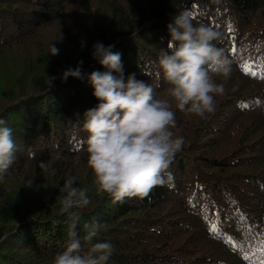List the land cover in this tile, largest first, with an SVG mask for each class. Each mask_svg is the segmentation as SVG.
<instances>
[{"label": "trees", "instance_id": "obj_1", "mask_svg": "<svg viewBox=\"0 0 264 264\" xmlns=\"http://www.w3.org/2000/svg\"><path fill=\"white\" fill-rule=\"evenodd\" d=\"M184 9L195 25L220 33L214 43L231 61L230 76L216 78L225 92L204 119L173 107L172 131L185 143L167 170L171 179L143 199L114 204L95 196L86 167L83 114L99 103L88 77L106 71L92 58L93 45H114L125 79L135 73L163 97L160 49L170 39L167 25ZM51 45L58 55L49 54ZM80 61L82 77L62 82ZM262 62L264 0H0V118L17 147L0 182V264H52L64 250L67 217L59 214L58 196L69 177L92 198L76 230L83 236L85 223L104 226L93 242L114 245L108 264H258ZM245 63L255 75L243 70ZM48 77L56 78L50 87Z\"/></svg>", "mask_w": 264, "mask_h": 264}, {"label": "clouds", "instance_id": "obj_2", "mask_svg": "<svg viewBox=\"0 0 264 264\" xmlns=\"http://www.w3.org/2000/svg\"><path fill=\"white\" fill-rule=\"evenodd\" d=\"M193 19L192 11L184 9L167 25L170 39L167 48L160 49L157 72L167 85L163 97L135 73L125 79L121 54L113 51L114 45H93L92 58L106 69L88 77L99 103L83 114L82 122L87 133L86 167L95 196L123 203L143 199L155 187L167 184L171 179L167 170L185 143L183 136L172 131L176 127L173 107L201 119L215 111V98L225 92L224 84L216 78L230 76L231 61L214 43L220 33L204 24L195 25ZM58 53L51 45L49 54ZM82 64L80 61L75 69L65 70L61 81L80 79ZM55 79L46 78L49 87ZM80 118L78 115L77 126ZM16 151L13 130L0 118V182L15 163ZM59 192V214L67 217V234L65 248L52 264H108L114 245L93 242L104 226L97 221L85 223L83 236L76 230L82 210L92 203L89 189L76 187L75 177H69Z\"/></svg>", "mask_w": 264, "mask_h": 264}, {"label": "snow or ice", "instance_id": "obj_3", "mask_svg": "<svg viewBox=\"0 0 264 264\" xmlns=\"http://www.w3.org/2000/svg\"><path fill=\"white\" fill-rule=\"evenodd\" d=\"M261 70L264 71V62L261 63ZM243 70L246 72V73H251L252 75H255L256 73L255 72H252V65L250 63H245V65L243 66ZM264 78V77H262ZM211 231L213 233H215L217 231L216 227H213L211 229ZM253 239L256 241L255 247L258 248V251H259V255L261 257V259L259 260L258 264H264V231L260 232V233H257ZM244 259L245 260H248L249 259V256L248 255H245L244 256Z\"/></svg>", "mask_w": 264, "mask_h": 264}]
</instances>
